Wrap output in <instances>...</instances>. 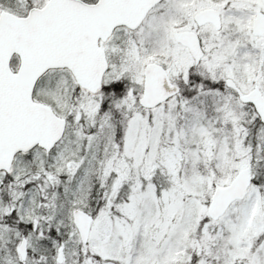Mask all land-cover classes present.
<instances>
[{"label": "snow or ice", "instance_id": "1", "mask_svg": "<svg viewBox=\"0 0 264 264\" xmlns=\"http://www.w3.org/2000/svg\"><path fill=\"white\" fill-rule=\"evenodd\" d=\"M0 264H264V0H0Z\"/></svg>", "mask_w": 264, "mask_h": 264}]
</instances>
